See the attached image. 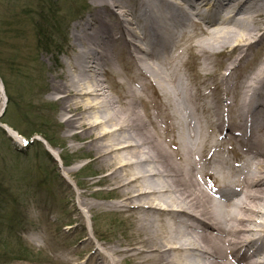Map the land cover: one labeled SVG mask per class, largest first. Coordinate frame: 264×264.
I'll return each mask as SVG.
<instances>
[{
	"label": "bare ground",
	"instance_id": "6f19581e",
	"mask_svg": "<svg viewBox=\"0 0 264 264\" xmlns=\"http://www.w3.org/2000/svg\"><path fill=\"white\" fill-rule=\"evenodd\" d=\"M94 1V22L72 25L76 72L52 90L110 185L105 204L134 233L87 264H264V0H136V13L131 0ZM118 51L134 71L114 98L102 76L121 74ZM186 55L203 70L198 84L182 73Z\"/></svg>",
	"mask_w": 264,
	"mask_h": 264
},
{
	"label": "rangeland",
	"instance_id": "374dc122",
	"mask_svg": "<svg viewBox=\"0 0 264 264\" xmlns=\"http://www.w3.org/2000/svg\"><path fill=\"white\" fill-rule=\"evenodd\" d=\"M131 1L132 11L138 12L136 0ZM95 10L94 0H0V264H70L71 259L87 264V256L98 246L102 249V243H125L134 233L131 219L105 204L115 198L104 193L110 185L100 180L94 152L72 135L52 90L61 74L69 78L76 72L69 65L77 49L73 23L94 22ZM47 12H54L51 19ZM115 16L107 20L115 23ZM47 34L54 35L53 42L44 40ZM261 47L250 50V62L257 61ZM115 55L121 74L102 77L107 95L117 98L119 81L129 80L134 66L125 51ZM225 56L219 54L217 64ZM182 71L192 85L204 75L191 55L185 56ZM149 98L156 103L154 95ZM155 103L150 102L152 110ZM43 122L54 145L39 133ZM3 123L24 142L9 135ZM83 199L94 203L91 211L80 204ZM120 262L130 264L123 258Z\"/></svg>",
	"mask_w": 264,
	"mask_h": 264
},
{
	"label": "trees",
	"instance_id": "16d2710c",
	"mask_svg": "<svg viewBox=\"0 0 264 264\" xmlns=\"http://www.w3.org/2000/svg\"><path fill=\"white\" fill-rule=\"evenodd\" d=\"M52 13H54V12H52ZM51 12H47L46 14L47 15H49V18L51 19L52 18V16H53V14H52ZM46 33V32H45ZM44 38V40L45 41H54V35L53 34H47V35H45V37H43ZM6 87H7V82H6ZM8 88V87H7ZM9 98H8V101H11V96H8ZM10 103L11 102H8V106L7 107H9V105H10ZM8 110V109H7ZM44 124V122L42 123V125ZM50 132H51V130H50V128L48 127V126H42L41 128H40V130H39V133L40 134H42L43 135V137L48 141V143H51V144H53L52 142H53V136L50 134ZM54 145V144H53ZM46 151V150H45ZM47 152V151H46ZM47 154H48V152H47ZM62 159L64 160L65 159V157L63 156L62 157ZM64 163L66 164L67 163V161L66 160H64Z\"/></svg>",
	"mask_w": 264,
	"mask_h": 264
},
{
	"label": "clouds",
	"instance_id": "9594fccd",
	"mask_svg": "<svg viewBox=\"0 0 264 264\" xmlns=\"http://www.w3.org/2000/svg\"><path fill=\"white\" fill-rule=\"evenodd\" d=\"M25 239H26L29 243H32V240H31V236H30V234L26 233V234H25ZM40 246H42V245H40Z\"/></svg>",
	"mask_w": 264,
	"mask_h": 264
}]
</instances>
